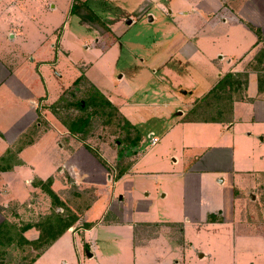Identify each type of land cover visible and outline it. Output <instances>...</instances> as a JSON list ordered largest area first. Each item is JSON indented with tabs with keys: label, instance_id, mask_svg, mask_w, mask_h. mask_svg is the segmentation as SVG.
<instances>
[{
	"label": "crops",
	"instance_id": "obj_1",
	"mask_svg": "<svg viewBox=\"0 0 264 264\" xmlns=\"http://www.w3.org/2000/svg\"><path fill=\"white\" fill-rule=\"evenodd\" d=\"M3 1L9 3L2 14L10 9L14 15L7 17L15 18L19 26L12 29L13 41L5 44L4 52L0 48V158L9 151L16 153L15 159L6 164L11 167L0 169V229L8 225L5 235L0 230V264H205L207 260L208 264H264L262 199L257 193L264 180V0L180 1L179 14L191 20L189 32L184 29L187 26L175 25L184 40L179 51L187 60L197 58L208 63L215 83L201 101L180 113L178 125L163 134L156 163H151L150 152H141L144 138L123 113V105L111 101L100 81L90 76L94 65L81 73L76 64L71 83L81 78L91 82L138 132L140 151L117 176L86 144H77L66 133H47L16 149L21 138L37 125L40 103L54 99L72 85L61 87L57 81L55 89L49 91L39 73L40 67H55L58 55H70L62 45L61 34L58 38L54 35L61 28L52 29L47 36L38 31L37 42L41 44L35 58L26 49L20 16L26 19L29 14L36 24L29 10L35 6L38 13H58L63 18L71 12L80 16L81 24L83 15H88L90 22L103 24L104 18L93 10L94 0ZM154 6L165 14L168 10L164 0H151L146 12ZM173 12L169 11L170 16ZM133 23L130 21L129 27ZM251 27L260 30L261 40ZM206 31L213 34L199 41ZM227 75L238 80L227 112L205 118L209 111L227 107L217 94L213 95ZM204 101V109H198ZM150 146L158 144L151 142ZM168 154L177 155L172 164L165 159ZM141 160L145 166L138 170ZM61 174L74 177L77 185L89 190L97 188L98 193L85 203L82 213H76L68 229L39 250L31 244L41 235V222L53 216L49 215L51 202L40 194L37 182L53 179V189L59 185L63 188ZM138 175L146 183L145 194L141 193L143 185L136 183ZM157 177L161 192L156 197L146 190H151L150 182ZM224 230H231L235 244L244 247L228 261L213 246L198 245L194 235L214 232L223 236Z\"/></svg>",
	"mask_w": 264,
	"mask_h": 264
},
{
	"label": "rangeland",
	"instance_id": "obj_2",
	"mask_svg": "<svg viewBox=\"0 0 264 264\" xmlns=\"http://www.w3.org/2000/svg\"><path fill=\"white\" fill-rule=\"evenodd\" d=\"M180 1L184 2L183 0L171 2L164 0L168 8L165 14L157 6L151 8L149 13L146 12L151 7V0H94L92 4L94 12L105 21L101 19L103 24L99 21L90 22L87 18L89 16L83 15V24L90 28L81 24L79 15L71 12H66L64 17L60 18L58 13H38L35 6L30 7L29 10L36 18V24L32 22L29 14L26 19L23 15L20 16L23 20L21 25L24 28L22 29L26 35V49L31 51L32 57L36 58V55H39L41 42H37L40 39L38 31L47 36L46 33L51 34L52 29L58 28L61 29L54 35L58 38L61 34L64 38L62 45L70 52V55L69 53L58 55L55 67L39 68L40 76L47 89L53 91L57 81L60 82L61 87L68 86L73 81L76 68L79 67L80 72L85 73L94 65L90 70V76L100 81L105 89L103 91L111 101L123 105V113L135 124L144 138V144L140 149L141 152L143 149L146 154L150 152L151 163H156L158 159L156 150L161 148L163 134L174 125H178L181 120L180 113L186 112L193 103L201 101L203 95L215 83V78L210 76L208 63L197 58L187 60L179 51L184 40L179 38L175 25L179 28L187 26L184 29L189 32L188 21L191 20L179 14ZM27 2L28 0H20L19 4H28ZM104 2H108L106 7L103 6ZM8 3L0 0V48L3 52L5 44L13 41L14 30L12 29H17L19 26L15 18L7 17V15L9 17L14 15L10 13V9L9 13L2 14V8ZM172 10L174 12L170 16L169 11ZM133 20L134 23L129 27V22ZM50 22L52 24L48 25ZM38 26L41 29L37 30ZM108 26L113 30H118V36ZM212 34L206 31L204 38L200 37L199 41H203ZM28 44L32 45L28 46ZM56 45L60 49L58 42ZM225 61L224 64H226ZM76 64H79L78 67ZM65 68L66 71H63ZM91 84V82L79 79L54 99L41 102L38 123L33 136L41 138L47 133L58 135L66 133L69 139L75 140L77 144H86L110 173L117 176L133 162L140 151L137 143L132 144L131 142L137 138L138 132L128 128L126 119L117 110L106 107L107 115L99 114V111L95 114L92 105L85 110L76 105L79 101H83V106H85L89 96L94 92ZM183 91L189 93L185 95ZM225 95L222 96L224 98L218 99L227 107L209 111L210 113L205 118H211L212 115L215 117L219 110L227 112L232 99L228 94ZM204 104L205 101L203 105H198V109H204ZM206 113L197 112L196 115ZM78 117L89 119L87 134H72L68 131L66 125ZM176 131L178 132L179 129ZM154 139H157L158 146L151 147L150 143ZM175 156L177 155L168 154L165 159H169V164H172L171 161L176 158ZM145 162L149 165L147 160ZM143 164L145 166L141 160L138 170H142ZM140 178L138 175L136 183L140 187L143 185L141 193L145 194L146 183ZM59 179L62 181L63 188L59 185L57 190L53 189V179L51 186L48 187L53 191L57 201H53L44 186L39 185V191L51 202L49 215L61 216L62 213L66 220H70L71 216L77 215L76 213H82L81 210L83 211L85 203L90 202L91 197L98 193V189L90 187L91 190H89V187L77 185L76 179L67 174H61ZM159 182H161L159 177L154 178L150 182L151 190L147 189L146 193L151 191L152 196L157 197L158 192H161L158 187ZM257 193L262 199L260 214L261 226L264 228V180H261ZM61 198L67 202H63ZM61 208H64L63 211ZM224 231L226 233L223 236L214 232H201L194 235L197 236L198 245L202 244L206 248L209 245L213 246L219 251L220 256L228 261L233 255L237 257V251H241L244 247L242 243L235 244L231 237V230ZM208 263V260L205 261V264Z\"/></svg>",
	"mask_w": 264,
	"mask_h": 264
},
{
	"label": "trees",
	"instance_id": "obj_3",
	"mask_svg": "<svg viewBox=\"0 0 264 264\" xmlns=\"http://www.w3.org/2000/svg\"><path fill=\"white\" fill-rule=\"evenodd\" d=\"M251 28L258 35L259 40H261L262 36H261L260 30L254 27H251ZM237 87H238V80L233 75H227L225 79L219 83V85L217 86V90H215V94L213 93V95L217 94L218 98L221 99V98H224L222 96L228 93V92L225 93V90L229 89L230 93H228V95L230 96L231 93L237 90ZM92 89L94 90V92H92V94L89 96V100L86 102L85 106H83V101H79L76 104L77 106H79L80 108H84L85 110L90 105H92L95 109V112H94L95 114H97V112L99 111V114L103 113L107 115L108 113L105 112L106 107H109L113 110H117V112H119L118 109L109 101V99H107L98 89L93 88V87ZM218 90H221V92L220 91L218 92ZM221 93H223V95ZM226 96L227 95H225V97ZM221 112L222 111L219 110L220 114ZM125 122L130 130L131 129L135 130L134 127L127 120H125ZM89 124H90V121L88 118L78 117L70 124H67L66 127L68 131H70L72 134H77V133L87 134L89 131L88 129ZM34 129H36V125L33 126V128L29 130V132L25 135V137L21 138L16 148L18 151L21 150L24 146L34 141L35 139V137L33 136V134H35ZM131 142L132 144L138 143L139 142L138 136L137 138L133 139ZM15 154L16 153H14L13 151H9L6 157L0 158V169L1 170H7L8 168L11 167V166H6V164H8V162L10 163L12 160L15 159V156H16ZM37 183H39L38 185L42 187L44 186L47 189V192L51 195V197L53 198V201L54 200L57 201L55 195L52 193L53 191L48 189V187L51 186L52 184V179H49L46 182L38 181ZM75 220H76L75 216H71L70 220H66L63 216H53L52 218L46 221H42L41 224L39 225V227H41V235L39 239L36 242H33L31 245L39 250L49 246L52 242H54L60 236L61 233H63L66 229H68L74 223ZM7 228H8V225L5 224L0 229V230L3 229L2 231L4 235H5V230ZM5 239L6 240L8 239L9 241H11L12 237L7 236L6 238L5 236Z\"/></svg>",
	"mask_w": 264,
	"mask_h": 264
},
{
	"label": "built area",
	"instance_id": "obj_4",
	"mask_svg": "<svg viewBox=\"0 0 264 264\" xmlns=\"http://www.w3.org/2000/svg\"><path fill=\"white\" fill-rule=\"evenodd\" d=\"M156 142H157V139H154V140L152 141L153 144H155Z\"/></svg>",
	"mask_w": 264,
	"mask_h": 264
}]
</instances>
